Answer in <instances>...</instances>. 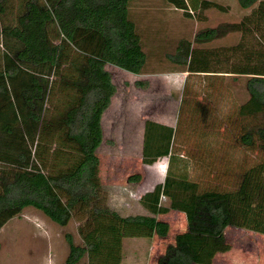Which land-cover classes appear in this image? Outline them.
<instances>
[{"label": "trees", "instance_id": "obj_1", "mask_svg": "<svg viewBox=\"0 0 264 264\" xmlns=\"http://www.w3.org/2000/svg\"><path fill=\"white\" fill-rule=\"evenodd\" d=\"M137 1L0 0V230L34 208L59 226L78 222L82 242L66 234L69 254L63 264H126L124 239L167 237L170 225L156 215L176 210L186 215L188 228L157 264H213L217 254L232 248L228 227L264 234V1L231 25L243 39L252 37L237 47L245 65L222 71L218 54L201 46L219 38L222 28L181 40L169 55L181 71L248 76L249 98L238 114L250 123L243 120L240 140L256 148L259 159L235 186L202 188L190 177L188 159L173 150L177 128L148 120L143 162L152 165L168 156L167 174L140 198L153 215L122 216L108 205L97 152L103 115L117 90L107 65L134 74L147 65L131 17ZM238 1L248 9L259 0ZM174 2L188 16L225 10L212 0ZM140 180V174L129 177Z\"/></svg>", "mask_w": 264, "mask_h": 264}, {"label": "rangeland", "instance_id": "obj_2", "mask_svg": "<svg viewBox=\"0 0 264 264\" xmlns=\"http://www.w3.org/2000/svg\"><path fill=\"white\" fill-rule=\"evenodd\" d=\"M212 1L225 10L211 8L188 16L187 10L174 0H141L132 4L131 17L142 37L147 65L141 74L107 65L117 90L103 115L104 139L97 153L108 205L114 195L131 189L134 196L127 197L134 204L137 199L140 201L145 188L162 183L166 177L168 156L152 165L143 162L148 120L177 128L173 150L188 159L190 177L202 188L235 186L241 173L259 159L258 150L240 140L243 124L250 123L238 114L239 106L249 98L248 76L189 73L169 59L181 40H194L198 32L207 28H222L219 38L201 46L218 54V68L222 71L246 64L244 53L237 47L245 40L251 43L252 37L243 39L242 33L232 30L231 25L241 23L264 0L248 9L242 8L238 0ZM135 174H140L141 180L129 181ZM162 201L169 204L164 196ZM157 218L170 225L168 236L157 238L166 250L178 233L187 230V218L176 210L158 214ZM68 233L80 244L78 222L72 220L67 226H59L40 211L27 208L0 231V264H35L36 260L44 264L52 255L55 262L64 263L69 254ZM226 236L232 248L218 254L213 264H264V234L228 227ZM136 243L134 246L139 249L145 245L142 241Z\"/></svg>", "mask_w": 264, "mask_h": 264}, {"label": "crops", "instance_id": "obj_3", "mask_svg": "<svg viewBox=\"0 0 264 264\" xmlns=\"http://www.w3.org/2000/svg\"><path fill=\"white\" fill-rule=\"evenodd\" d=\"M132 182H135V181H132ZM157 184L158 183L154 185L151 184L152 186L150 185L148 188H145L142 191V193L144 194L152 190ZM127 191L128 193L121 192L122 194L114 195V197L109 201V205L113 210L119 212L122 216L153 215L140 203L139 199H137L136 203L131 204L127 196L129 194V196L132 198L134 196L133 194L134 190L131 189ZM8 223L4 227H6ZM36 226L39 229V226L37 225V223H36ZM4 227L2 229H4ZM51 238L52 237L49 235L48 241H49L50 247L53 245ZM157 238H159L158 235H154L151 239H147V238H126L124 239L123 241V254H124L123 262L126 264H157L158 259L166 251L165 249L161 247V245H159L161 242ZM136 241L137 242L142 241L145 244L144 247L139 249L136 246H134L137 244ZM80 243H81V239H80ZM172 243L173 242H170L169 244H172ZM53 257H54L53 255L47 256V260L44 264H60V263L55 262L53 260ZM35 264H41V263L36 260ZM61 264H63V262Z\"/></svg>", "mask_w": 264, "mask_h": 264}]
</instances>
